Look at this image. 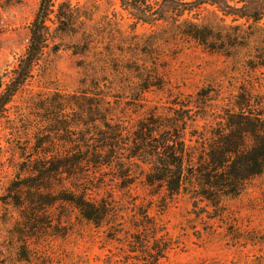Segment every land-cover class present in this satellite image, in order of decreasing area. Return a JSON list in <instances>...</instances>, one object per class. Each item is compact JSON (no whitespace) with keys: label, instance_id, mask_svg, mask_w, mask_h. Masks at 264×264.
I'll use <instances>...</instances> for the list:
<instances>
[{"label":"rangeland","instance_id":"obj_1","mask_svg":"<svg viewBox=\"0 0 264 264\" xmlns=\"http://www.w3.org/2000/svg\"><path fill=\"white\" fill-rule=\"evenodd\" d=\"M66 1L74 10L62 8L61 22L51 16L48 49L0 125V264H264V174L215 210L186 194L153 197L141 175L123 189V173L105 168L94 184L116 196L117 220L96 226L57 203L41 206L34 229L23 226L15 196L25 204L46 182L27 177L30 158L75 150L80 131L91 136L97 126L89 108L101 97L113 122L132 126L151 113L218 117L241 86L264 88V68L242 62L249 53L205 50L178 34L180 18L150 26L116 0ZM66 1L55 0V10ZM39 4L0 0V75L25 54Z\"/></svg>","mask_w":264,"mask_h":264},{"label":"trees","instance_id":"obj_2","mask_svg":"<svg viewBox=\"0 0 264 264\" xmlns=\"http://www.w3.org/2000/svg\"><path fill=\"white\" fill-rule=\"evenodd\" d=\"M54 1L40 0L25 54L14 69L0 75V125L48 49L51 16L61 22L65 18L62 8L74 10L66 0L55 10ZM116 1L137 23L152 26L180 18L181 22L176 20L178 34L226 57L246 51L250 56L243 64L252 70L264 68V0ZM100 99L94 103L95 110L89 108L97 126L91 136L80 131L75 150L51 155L39 151L30 158L27 177L46 182L39 184L36 193L28 192L27 204L15 196L14 205L26 213L24 227L34 229V216L41 206L57 203L70 204L96 226L110 218L117 220L116 196L112 191L102 195L104 188L94 184L105 168L123 173L117 178L125 180L123 189L130 190L141 175L142 183L155 191L153 197L165 200L186 194L215 210L226 199L241 195L252 178L264 174V88L241 86L218 117L212 113L197 117L191 115L192 110L184 115L180 111L168 116L151 113L140 116L132 126L113 122L108 116L110 100ZM202 101L201 105L208 106ZM77 104L84 107L82 102ZM23 248L28 258L26 242Z\"/></svg>","mask_w":264,"mask_h":264}]
</instances>
